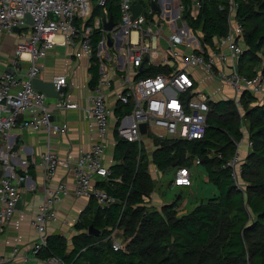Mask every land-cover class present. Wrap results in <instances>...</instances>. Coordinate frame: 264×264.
<instances>
[{"label": "built area", "instance_id": "obj_1", "mask_svg": "<svg viewBox=\"0 0 264 264\" xmlns=\"http://www.w3.org/2000/svg\"><path fill=\"white\" fill-rule=\"evenodd\" d=\"M107 1L0 0V38H14L7 68L0 75L1 140L8 139L18 118L27 111H31V116L22 129L47 135L68 133L66 122L51 119L53 112L79 109L67 99L66 77H52L51 82L59 97L52 99L51 104L47 103L50 98L33 88L32 80L41 72L40 62L57 45L72 49L74 59H87L90 69L94 65L91 62L93 42L99 39L96 45L97 76L89 89L88 105L82 112L87 128L95 131L97 136L90 148L79 150L74 161H61L48 146L38 157L18 159L9 146L0 145V164L5 172L0 179V225L13 217L20 200L19 189L28 179L29 167L41 170L43 202L31 221L36 240L30 254L36 260L46 245L47 223L57 220V207L66 198H94L100 207L114 202L94 184V178L105 180L110 175L105 156L111 133L139 146L143 139L152 136L184 141L204 137L212 95L200 89L199 72L202 78L228 87L233 95L229 100L237 109L244 92L264 104V75L257 72L247 77L239 72V60L245 46L243 27L235 14L238 9L235 0H226L227 31L215 39L212 47L204 45L201 32L183 18L185 8L181 0H149L147 7L139 0H117L118 20L115 22L111 17L113 27L108 32L104 29L110 18ZM136 3L141 5V11L133 18L132 5ZM152 3L159 7V11L151 8ZM201 3L202 0H190V18H197ZM95 6L100 8V14L86 25ZM26 15L31 17L32 25L26 22ZM52 15L57 20H52ZM107 35L111 46L107 45ZM25 65L26 75L20 77L19 72ZM152 68H161L163 72L139 76ZM110 95L116 100L114 107L108 102ZM116 108L121 110V115H115ZM141 124L146 126L145 134L140 132ZM236 145L238 148L239 143ZM248 148H251L250 143ZM14 161H18L17 164ZM232 161L227 166L237 183L240 170ZM194 165L198 166L199 161L196 160ZM17 167L21 170L18 171ZM59 167L72 174V189L62 180L52 185ZM191 175L189 168H178L172 185L191 187ZM111 246L114 252L123 249V245L115 240L111 241ZM42 263L63 264L54 257Z\"/></svg>", "mask_w": 264, "mask_h": 264}, {"label": "trees", "instance_id": "obj_2", "mask_svg": "<svg viewBox=\"0 0 264 264\" xmlns=\"http://www.w3.org/2000/svg\"><path fill=\"white\" fill-rule=\"evenodd\" d=\"M235 1L245 46L239 72L247 77L257 72L264 75V0ZM181 3L185 8L183 18L201 32L204 45L212 47L217 37L226 34V0H202L196 19L189 16L190 0ZM107 9L116 22L117 0H108ZM99 14L100 8L95 6L86 25ZM98 40L93 42L90 86L97 76ZM161 70L152 68L139 76L162 73ZM240 105L241 118L233 101L211 99L207 129L200 140L154 139L156 149L150 160L159 173L190 168L197 160L214 188L213 195L181 215H177L175 204L148 206L143 198L155 190L149 157L142 145L118 139L114 133L115 163L107 179L95 182V187L114 202L100 207L94 198L89 199L75 225L77 234L72 236L70 248L61 235L47 236L39 260L54 257L63 264H264V104L244 92ZM121 114L116 108L115 115ZM243 128L251 148L240 165L237 186L227 163L236 155ZM89 226L100 234L89 235ZM115 231L124 243L117 252L112 250L110 240Z\"/></svg>", "mask_w": 264, "mask_h": 264}, {"label": "crops", "instance_id": "obj_3", "mask_svg": "<svg viewBox=\"0 0 264 264\" xmlns=\"http://www.w3.org/2000/svg\"><path fill=\"white\" fill-rule=\"evenodd\" d=\"M10 38L13 39V43L6 50L5 54L0 56V75L7 68L14 45L13 37L0 38V51L6 47ZM58 42H60V39H58ZM72 54V49L57 45L40 62L41 72L37 78L42 81L51 82L52 77L55 75H64L66 77L67 88L65 89V93L67 99L69 102L77 104L79 109L53 112L51 119L55 122H66L69 126L68 133L66 135H47L44 132L34 133L30 129H22L21 126L31 116V111H27L18 118L17 125L10 131L8 139H0V145L9 146L12 149L11 152L15 153L18 159L38 157L46 151L48 146L49 150L57 154L61 161H74L79 150H88L91 144L95 142L97 137L95 131L87 128L85 120L82 117V112L88 105L87 100L93 74L89 69L87 59L77 60L72 57ZM26 72L25 65L23 71L19 72V76L24 77ZM211 95H213L212 99H214V94ZM217 95L222 96L223 92H217ZM220 99L224 100L226 98L220 97ZM52 102V99L47 101L48 104ZM108 102L112 107L116 105V100L112 98V95L108 96ZM114 140V136L111 133L108 138V151L105 156V165L108 167L115 163L113 160ZM17 162L14 161L15 164ZM17 168L18 171L21 170L19 167ZM41 176L39 168L32 167L30 169L27 181L19 189V207L16 208L13 217L7 223L0 225V264H43L42 260H36L30 254V249L36 240V232L31 225V221L43 202ZM97 179L99 178H94V184ZM59 180L65 181L69 188L72 189L74 185L73 176L63 167L57 169V175L52 185H55ZM177 188L189 189L190 187ZM212 192L214 190H211V194ZM158 197L152 196V200L155 201L151 202V205L159 208L164 204L161 202V199L159 200L161 202L159 204ZM88 203L89 201L86 199L75 198L73 196H69L61 202L57 207V221L50 222L47 225V236L61 235L67 240L70 248L71 238L77 234L75 225L79 220L80 214L86 210ZM183 213L178 214L181 215ZM117 233L115 231L111 236L115 238Z\"/></svg>", "mask_w": 264, "mask_h": 264}, {"label": "rangeland", "instance_id": "obj_4", "mask_svg": "<svg viewBox=\"0 0 264 264\" xmlns=\"http://www.w3.org/2000/svg\"><path fill=\"white\" fill-rule=\"evenodd\" d=\"M143 4V6L147 7V4L149 3V0H139ZM167 34V32H165ZM13 43V39L10 38L6 44V47L0 51V56H3L8 50L9 46ZM12 48V46H11ZM11 52V50H10ZM9 52V53H10ZM110 56H112V53L109 52ZM199 82H200V89L202 90L203 93L208 94L209 96L211 94H214V99L215 100H220V97L226 98L225 100L230 99L232 97V93L230 89L226 86H221L219 82L217 81H211L206 78L201 77V73L199 72ZM223 88V90H222ZM218 93L223 92V95H217ZM213 97V95H212ZM239 117L241 118L243 116V111L240 107L237 109ZM243 139L242 141L238 142L239 146L236 150V157L234 156L233 158L235 161L232 163L237 167V169L240 170V165L242 164L244 158L247 156V153L249 151L248 148V143L247 138H246V131L243 128ZM154 139H159L156 136L149 137L148 139H143L142 142V147L145 153L147 154V157H149V174L150 177L153 179L154 182V193H150L148 196L144 197V202L146 204H149L148 206L158 208L155 206L151 205V202L155 201L152 200V196H159L158 197V202L161 199V202L163 204H175V208L177 209V215L178 213H183L191 210L194 208L203 198H206L207 196H211L214 194L211 190H214L213 186L208 183L206 173L204 169L201 166H196L193 165L189 168L191 173H192V186L189 189H184V188H177L174 185H171V182L174 179V169L173 170H167L164 173H159L153 164L151 163L150 157L151 154L154 152L156 149L154 145ZM237 146V145H236ZM190 162H192L190 160ZM194 162V161H193ZM237 186H239L238 183H236ZM155 198V197H154ZM159 202V204L161 203ZM169 202V203H168ZM162 206V205H161ZM160 206V207H161ZM185 214V213H183ZM58 219V216H57ZM57 221V220H56ZM56 221H49L47 225L50 222H56ZM111 241H118L122 245H124L122 241V237L120 236V233H117V235L114 237L110 236Z\"/></svg>", "mask_w": 264, "mask_h": 264}, {"label": "water", "instance_id": "obj_5", "mask_svg": "<svg viewBox=\"0 0 264 264\" xmlns=\"http://www.w3.org/2000/svg\"><path fill=\"white\" fill-rule=\"evenodd\" d=\"M151 8L154 11H159V7L155 3L151 4ZM132 11H133V18H135L141 11V5L139 3L132 5ZM51 18H52V20H57L55 15H52ZM25 20L28 24H30V25L33 24V21L29 15L25 16ZM112 27H113V21H112V18L110 16L109 21L104 24V29H105V31L108 32L111 30ZM15 32H18V29H15ZM111 44L112 43H111L110 37H109V35H107V45L111 46ZM32 86L35 90L43 92L45 94V96H47L50 99H56L59 97V94L54 90V85L52 82H46V81H42V80L36 78V79L32 80ZM145 131H146V126L144 124H141L140 125L141 134H145ZM4 174H5L4 169H3L2 165L0 164V179L2 178V176ZM19 203H20V201L17 202L16 208L19 207ZM88 234L96 237L100 233L98 230L94 229L92 226H89Z\"/></svg>", "mask_w": 264, "mask_h": 264}, {"label": "bare ground", "instance_id": "obj_6", "mask_svg": "<svg viewBox=\"0 0 264 264\" xmlns=\"http://www.w3.org/2000/svg\"><path fill=\"white\" fill-rule=\"evenodd\" d=\"M118 242V241H117ZM121 244V243H120Z\"/></svg>", "mask_w": 264, "mask_h": 264}]
</instances>
